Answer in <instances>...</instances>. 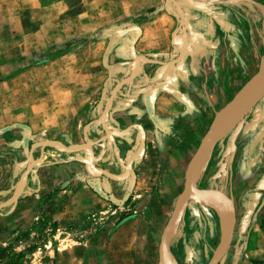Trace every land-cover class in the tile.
<instances>
[{
  "label": "rangeland",
  "instance_id": "374dc122",
  "mask_svg": "<svg viewBox=\"0 0 264 264\" xmlns=\"http://www.w3.org/2000/svg\"><path fill=\"white\" fill-rule=\"evenodd\" d=\"M177 2L182 22L172 0H0V264H173L181 203L168 245L211 264L228 206L185 175L253 99L264 0ZM207 154L193 187L235 208L214 264H264V91Z\"/></svg>",
  "mask_w": 264,
  "mask_h": 264
},
{
  "label": "water",
  "instance_id": "95a60500",
  "mask_svg": "<svg viewBox=\"0 0 264 264\" xmlns=\"http://www.w3.org/2000/svg\"><path fill=\"white\" fill-rule=\"evenodd\" d=\"M172 1L180 10L181 17H182L181 22H182L183 16H184L183 10H182L180 4L177 2V0H172ZM173 36H175V33H173ZM141 57H144V59L146 58V60L150 61V62H157V63H163L166 65H169L165 61H161V60H157V59H151V58H148V57H145L142 55H141ZM182 57H178L175 61H173V63L179 61L180 59H182ZM135 60L137 63V59H135ZM136 68H137V64H136ZM263 75H264V61L261 63V66H260V69H259V72L257 75L256 85H255V88L253 91L254 96H253L252 101L248 105H245L244 107H242L238 112H235L231 116H229L228 119L226 121H224V123L220 127H218L217 125H212L209 128V130L206 132V134L203 136L201 142L199 143V145H198L194 155L192 156L191 160L189 161V164L187 167V171H186V175H185L186 197H189L193 194L216 192V193H219L224 198V200L226 201V204L228 206V232H227V236H226V239L224 241L223 246L216 252L215 256L213 257L211 264H214L216 259L225 252L226 248L229 246V244L231 242V238L233 235V229H234V222H235V208H234L232 200L229 197H227L223 192H221L219 190H214V189H200V188L193 187L195 175H196L197 169L199 167L198 163L209 152V150L213 148V146L227 132V130L242 116V114L247 109H249L253 104H255L258 101V99L262 96L264 88H263V86L259 85V81L261 78H263ZM116 90H117V87L113 90L111 97H110V99H109V101L105 107L103 115L105 114L107 108L109 107L111 100L116 93ZM11 201L3 203L2 205H7ZM180 208L176 209V211L173 213L172 217H170V219L167 223V226L165 228V231L163 233V236H162L163 248H164L165 252L167 253V255L169 256V258L171 259L173 264H178V263H177V260L175 259V256L173 255L169 245H168V239L167 238H168V233H169L171 224H172L173 220L175 219L177 213L179 212Z\"/></svg>",
  "mask_w": 264,
  "mask_h": 264
},
{
  "label": "bare ground",
  "instance_id": "6f19581e",
  "mask_svg": "<svg viewBox=\"0 0 264 264\" xmlns=\"http://www.w3.org/2000/svg\"><path fill=\"white\" fill-rule=\"evenodd\" d=\"M258 4V3H257ZM263 7V6H262ZM261 9V8H260ZM261 11L264 13V8L263 9H261ZM261 12V13H262ZM264 18V17H263ZM175 37V36H174ZM183 56V54H181L179 57H182ZM140 58H143L144 59V57H141V56H139ZM145 60H146V58H145ZM158 60V59H157ZM176 60V59H175ZM174 60V61H175ZM166 63H168V64H172L173 63V61H165ZM263 78H264V75H263ZM263 78H261L260 79V81L263 79ZM262 82V81H261ZM252 84H253V82H252ZM251 84V85H252ZM260 86H262V83H260L259 84ZM263 85H264V83H263ZM264 88V87H263ZM252 93V92H251ZM246 94V93H245ZM248 95V98L250 97V95L251 94H247ZM253 95V94H252ZM251 95V96H252ZM243 97V96H242ZM245 97H246V95H245ZM251 99V98H250ZM250 99H247V100H242L241 98H238V100L236 101V104H235V106H234V108H233V110H232V112L236 109V107L239 105V103H241L242 101H246V102H248ZM248 103H250V102H248ZM242 104V103H241ZM247 104V103H246ZM243 105V104H242ZM245 105V104H244ZM243 107V106H242ZM238 108V107H237ZM240 109H241V107H240ZM240 109H238V110H240ZM235 112H237V111H234L233 113H235ZM232 113V114H233ZM231 114V115H232ZM227 120V119H226ZM225 120V121H226ZM208 155V154H207ZM205 160H206V155L199 161V163H198V165H201V164H204L205 163ZM192 187V186H191ZM186 193V192H185ZM192 196H194V197H199V198H205V199H213V200H217V201H219V202H217V201H211V202H213V203H217V204H219L220 206H222V205H224V208H227V204H226V201L224 200V198L220 195V194H218V193H215V192H209V193H199V194H193ZM221 198V199H220ZM223 203V204H222ZM222 204V205H221ZM181 205H182V203L179 205V207L177 208V209H179L180 207H181ZM219 205H216V204H212V206L214 207V208H216V210H219V211H222L221 209V207L219 206ZM223 207V206H222ZM176 211V210H175ZM174 211V212H175ZM173 215V214H172ZM177 215H178V213H177ZM177 215H176V217H177ZM172 217V216H171ZM175 217V218H176ZM175 221V219L173 220V222ZM173 222H172V224H173ZM172 224H171V226H172ZM173 227V226H172ZM170 229H171V227H170ZM174 230H175V228L173 227L171 230H169V233H168V237L174 232ZM165 231V230H164ZM163 246V245H162Z\"/></svg>",
  "mask_w": 264,
  "mask_h": 264
},
{
  "label": "crops",
  "instance_id": "0c3cea01",
  "mask_svg": "<svg viewBox=\"0 0 264 264\" xmlns=\"http://www.w3.org/2000/svg\"><path fill=\"white\" fill-rule=\"evenodd\" d=\"M263 242V241H262ZM263 244V243H262ZM260 247H264V244H263V246H260Z\"/></svg>",
  "mask_w": 264,
  "mask_h": 264
}]
</instances>
